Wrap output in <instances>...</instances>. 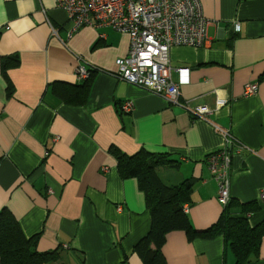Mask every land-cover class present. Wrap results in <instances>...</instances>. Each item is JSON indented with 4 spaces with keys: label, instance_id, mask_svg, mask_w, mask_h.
<instances>
[{
    "label": "crops",
    "instance_id": "0c3cea01",
    "mask_svg": "<svg viewBox=\"0 0 264 264\" xmlns=\"http://www.w3.org/2000/svg\"><path fill=\"white\" fill-rule=\"evenodd\" d=\"M201 4L207 43L173 46L169 57L173 80L188 69L180 102L207 106L209 121L114 76L128 35L90 26L68 35L55 0H0V212L36 237L38 251L58 250L53 264H143L135 246L152 217L137 179L120 177L112 147L165 156L155 169L164 184L192 182L184 204L192 228L215 224L223 206L206 156L224 137L210 122L244 145L228 146L232 210L256 205L243 215L251 226L264 222V0ZM78 66L89 69L85 80ZM249 83L258 89L244 96ZM161 251L165 264L236 261L222 235L190 239L181 229L167 233ZM247 264H264V239Z\"/></svg>",
    "mask_w": 264,
    "mask_h": 264
},
{
    "label": "built area",
    "instance_id": "2783aa9c",
    "mask_svg": "<svg viewBox=\"0 0 264 264\" xmlns=\"http://www.w3.org/2000/svg\"><path fill=\"white\" fill-rule=\"evenodd\" d=\"M67 14L71 26L68 35L84 26L109 27L128 35L129 49L125 57L115 60L114 76L118 80L144 88L181 106L195 118L209 121L211 113L205 105L192 106L180 102V86L188 79V69L179 68V79L171 76L169 52L173 46L202 47L207 43V30L211 23L203 15L201 0H55ZM236 30L239 26H235ZM92 69V68H91ZM89 69L76 68V76L85 80ZM257 83L244 87V96L254 94ZM121 109L129 112L130 104ZM213 129L224 137V146L206 156V163L217 184V199L224 207L230 197L231 153L228 146L235 144L237 151L244 145L232 137L227 130L210 122ZM264 200V190L260 194ZM184 206V211H187Z\"/></svg>",
    "mask_w": 264,
    "mask_h": 264
},
{
    "label": "trees",
    "instance_id": "16d2710c",
    "mask_svg": "<svg viewBox=\"0 0 264 264\" xmlns=\"http://www.w3.org/2000/svg\"><path fill=\"white\" fill-rule=\"evenodd\" d=\"M15 61L16 58H12ZM10 57L3 63L10 65ZM264 80V72L259 76ZM112 154L117 160V170L121 178H136L144 194L145 203L152 217V226L135 246L143 264H165L162 255L167 233L183 230L193 237L212 238L222 235L232 249L235 264H247L259 255V248L264 239V222L251 226L244 213H251L256 205L241 204V212L232 210V200L223 207L220 218L211 227L197 231L192 228L184 204L190 201L191 180H184L178 185H166L156 174V167L166 162L165 156H156L141 149L127 155L112 147ZM235 214V215H234ZM36 237L26 238L18 221L6 209L0 212V264H53L58 259V250L41 252L37 250ZM151 245L154 247L152 248Z\"/></svg>",
    "mask_w": 264,
    "mask_h": 264
}]
</instances>
